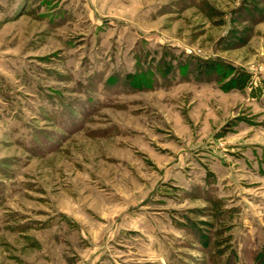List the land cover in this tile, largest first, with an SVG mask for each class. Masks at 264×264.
Wrapping results in <instances>:
<instances>
[{
  "label": "rangeland",
  "instance_id": "374dc122",
  "mask_svg": "<svg viewBox=\"0 0 264 264\" xmlns=\"http://www.w3.org/2000/svg\"><path fill=\"white\" fill-rule=\"evenodd\" d=\"M263 258L264 0H0V264Z\"/></svg>",
  "mask_w": 264,
  "mask_h": 264
},
{
  "label": "trees",
  "instance_id": "16d2710c",
  "mask_svg": "<svg viewBox=\"0 0 264 264\" xmlns=\"http://www.w3.org/2000/svg\"><path fill=\"white\" fill-rule=\"evenodd\" d=\"M187 68V67H185ZM238 70V66L233 65L231 63L226 64L225 62H219V64H215L212 63L211 65H209V67H207V70L205 72V74H216L217 72H220V79H218V81H223L226 77H228L234 70ZM242 72V74H246L245 71L239 70ZM246 77V76H245ZM244 82V79L239 78V79H232L229 81L228 86L230 87H238L241 86L240 84H242ZM144 84V83H143ZM135 85H138V83H135ZM263 263H264V258H263Z\"/></svg>",
  "mask_w": 264,
  "mask_h": 264
}]
</instances>
